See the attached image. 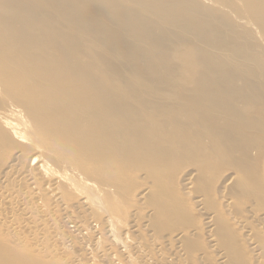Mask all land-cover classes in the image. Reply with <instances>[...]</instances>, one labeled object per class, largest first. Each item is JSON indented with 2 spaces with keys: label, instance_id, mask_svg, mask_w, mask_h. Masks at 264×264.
Listing matches in <instances>:
<instances>
[{
  "label": "bare ground",
  "instance_id": "1",
  "mask_svg": "<svg viewBox=\"0 0 264 264\" xmlns=\"http://www.w3.org/2000/svg\"><path fill=\"white\" fill-rule=\"evenodd\" d=\"M250 23L259 31L258 34L253 32L258 37L257 42L252 38L253 29H247ZM263 47L264 0H0V97L1 100H9L8 103L0 104V140L3 141L0 146L4 142L11 145L12 148H7L4 144L2 149H5V153L6 149H11L14 155V163L7 166L6 171L2 168L4 173L1 175L3 183L7 185L3 187L0 184V232L9 238L8 241L3 240V244L0 242V264H83V259L81 262L73 260L67 253L70 243L65 242L66 234H61L64 230L60 232L55 224L56 215H69L70 205L73 208L77 204L79 208V203H82L85 210L87 207L90 215L92 213L95 223L102 227L105 223L107 230L104 227V231L110 235L115 234L117 197L119 199L121 186H127L124 183L126 180L122 184L123 171L133 172L140 167L149 171L156 167L163 169L170 158H178L184 153L188 158L190 151L192 155V151L196 153L204 149L208 154L210 148H219L217 151L221 155L223 151L225 156V149L230 154V150L234 151L239 141L244 140L247 158L243 155L251 166L246 168L250 172L247 180L248 194L251 196L249 200L253 197L254 201V196L260 197L258 186L262 185L259 181L262 178L258 176L257 179L255 167L260 157L264 160V148H256L258 143H264ZM10 119L16 121L12 122ZM220 148L225 149L220 151ZM240 149L243 151V148H237ZM204 151L201 157H204ZM242 151L240 150L241 155ZM5 153L4 158L8 154ZM237 154L240 155L232 152L231 156ZM23 159L26 166L20 167ZM239 159L237 158L238 162L243 160ZM209 160L211 162L212 158L207 156L208 164ZM200 165L201 163L199 167ZM107 174L113 177L109 182L103 180ZM147 174L148 172L145 175ZM151 174L149 175L153 176ZM154 180L151 183L147 181V185L163 187L161 180L158 182L157 179L156 183ZM145 191L142 195L148 196L150 200L147 203L151 205L145 206L154 209L158 219L167 220L178 212L161 192H154L151 196L152 191L151 195ZM203 193L204 191L201 192ZM77 194L81 202H75V206L72 205L73 202L69 205L65 201L74 200ZM143 198L141 199L144 200ZM186 198L185 203L188 202ZM45 199L51 205L50 208L45 205ZM179 199L178 202L182 203L181 198ZM230 201L233 202L231 199ZM205 205L204 203V207ZM254 205L257 206L256 203ZM54 208L60 210L55 211ZM205 209L210 211L208 206ZM257 211L261 214L264 212L263 209H257L253 213L257 215ZM77 213L79 214L78 211ZM120 214L122 215V210ZM83 215L86 216V213ZM90 215L87 213V216ZM72 217L75 219V216ZM78 217L77 220L84 221V216L83 219ZM62 218L61 222L64 220ZM87 221L88 219L86 224ZM91 223L87 224L88 227H83V222L80 223L81 226L75 225L78 229L75 236H83L89 230L96 234L98 226L95 224L90 229ZM176 223L174 222V230L171 225V232L175 231V225L176 231L179 228ZM134 224L137 225L136 222ZM185 228L180 227L182 232ZM122 230L123 227L121 232ZM201 230H198L200 234ZM104 231L101 230V233L104 234ZM137 232L140 234L141 231ZM117 233L116 236L120 234ZM130 234L132 235V230ZM103 236L100 234V237ZM215 236L212 237L213 241ZM258 236L260 237L259 234ZM181 238L180 236L179 239ZM99 241L102 244L107 240ZM109 241L105 242V246H109ZM9 242L15 247L23 245L25 248L12 249ZM155 242L153 249L157 250L154 246L159 243ZM136 246L139 248L133 247L134 253L142 248L138 244ZM77 247L82 251L83 244L76 245L73 249L76 250ZM97 247L95 250L98 253ZM115 247L117 248L116 245ZM256 247L259 248L254 244L253 248ZM86 248L84 247V251ZM223 248L226 251V247ZM106 249L108 250L104 254L110 248ZM126 249L128 248H125L120 257L129 255ZM178 249H182V246ZM92 250L91 248V253ZM193 250L196 251L194 248ZM77 251L75 255L79 259L81 256ZM96 251L93 252L97 254ZM145 253L143 256L146 255V258ZM190 253L192 254V249ZM233 254L235 256L238 253ZM261 254L264 255V251ZM83 255L86 256L84 253ZM101 255L103 254H97L98 259ZM204 255L206 258L205 253ZM134 256L135 261L140 257L139 254L138 257ZM151 256L153 258V254ZM114 257L116 259L117 256L114 255L113 259ZM128 259L130 260L129 256ZM139 259L141 257L138 262ZM149 259L151 258H146L143 264H150ZM171 259L173 258L170 257ZM213 259L215 258L209 260ZM236 259L239 263L241 257ZM103 260L105 261V257ZM226 261L221 260V263L225 264ZM92 262L95 264V259ZM169 262L176 263L168 260L167 263ZM153 264H156V260Z\"/></svg>",
  "mask_w": 264,
  "mask_h": 264
},
{
  "label": "rangeland",
  "instance_id": "2",
  "mask_svg": "<svg viewBox=\"0 0 264 264\" xmlns=\"http://www.w3.org/2000/svg\"><path fill=\"white\" fill-rule=\"evenodd\" d=\"M235 19L233 18V21H234ZM251 24V23H250ZM240 29H241V27H239ZM245 28V27H244ZM250 28L251 29H253V30H251V33L253 34V40H255V42H257V39H258V37H255V34L253 33V32H257L256 34H258V30L255 28V26H254V28H253V26H252V24L250 25V27L248 28L247 27V29L248 30H250ZM247 29H243V30H247ZM255 29H256V31H255ZM259 41V40H258ZM259 44V43H258ZM263 44V43H262ZM261 46V45H260ZM262 48V47H261ZM264 48V47H263ZM260 51V50H259ZM262 60H263V58H262ZM264 61V60H263ZM178 82H180V80L178 81ZM0 100H1V97H0ZM1 101H3V103H1ZM0 101V104H4V102L5 103H8L9 102V100L7 99V98H5V101H4V98H2V100ZM8 101V102H7ZM10 121H12V122H15L16 120L15 119H10ZM1 141L2 140H0V144H1ZM3 142V141H2ZM3 144V143H2ZM5 144V145H4ZM4 147H7L8 148V146L9 145H7V143H5L4 142ZM262 144V145H261ZM3 145L2 146H0L1 148H0V153L2 152H4L5 153V149H2V148H4L3 147ZM247 145H248V143H247ZM9 147H11V145L9 146ZM264 148V143L262 142V143H258V145H257V147L256 148ZM12 148V147H11ZM237 148H243V151H242V149H240L241 151H242V155L240 154V150H237ZM244 148H246V143H245V141L244 140H242V141H239V143H238V145H237V147H236V149L233 151V149L232 150H230V154H229V152L227 151V149H225V148H223L222 150H224V152L226 151V153H225V156H224V154H223V151L221 150V148H220V151H222L221 153H222V155L220 154V152L219 151H217V149H219V148H208L209 150H208V154H207V152H205L204 151V149L202 150V152L204 151L205 152V155L207 154V156H209V158H212V161L210 162V160H209V162H210V164H208V161H207V156H205V155H203L204 157H201V155H202V152H197L196 151V153H195V151H194V153H193V151H192V155H191V151L190 152H188L190 155H188L187 153V155H188V158H186V156H185V153L184 154H182V155H179V157L177 158V156H176V161H175V159L172 157V159L170 158V161L167 163V165L162 169V167H156V168H154V169H152V170H144V168H137V170H134L133 172L132 171H129V172H125V171H123V173H122V184H123V180H126L127 182H125L124 181V183H125V185H126V183H127V186H126V188H128V191H127V189L125 188V186L124 185H122L121 186V190H120V196H119V199H118V197H117V200L119 201V200H121L120 202H118L117 201V207H116V209H117V212H118V216H120V217H122L123 219L121 220V218L119 217L118 218V216H116L117 218H115V219H117V222H116V220H115V224H114V227H116L114 230L115 231H113V232H115V234L114 233H112L111 235L108 233V232H106V231H104V227H105V230H107V226H105V223H103L104 224V226L102 227L100 224L98 225L97 224V222L95 223V221H94V219H93V217H92V213H91V215H90V212H88V210H87V207H86V210H85V206L81 203H79V208H77L78 207V205L76 204V207H71V205H70V203L72 204V202H73V204L72 205H74L75 206V202L76 203H78V202H81V201H79L80 200V196H78V194L77 195H75V197L76 198H73L74 200H69V199H65V201L66 202H68V204L70 205V211H69V215L67 214V215H63V214H58V215H56V217H57V222L59 221V223L57 224V222L55 223L56 225H58V227H59V229H58V227H57V229L61 232L62 230H64V231H62L61 232V234H62V236H65V234H66V238H65V242L67 243V242H69L70 244H68V247H69V249H68V252L67 253H69L70 254V256L73 258V260H78V261H80L81 262V260H82V262H83V264H84V262H86L87 260L89 261L90 259V263L88 262H86V264H93V262H92V260H94L95 259V264H104V262H106V263H108V264H110L109 262H114V264H132V262H133V264H143L145 261H146V258L148 259V258H151V259H149V262H150V264L152 263L153 264V262H155V260H156V264H170V262L169 263H167V261L169 260V261H171V262H174L175 263V261H176V263L175 264H179V262H180V260H176V259H181V260H183V261H181V262H183L182 264H219V262H220V264H222L221 263V260L222 261H224V259L225 260H227L226 261V263L225 264H264V263H262L263 261H264V259H263V257H264V255H262L261 253L264 251V238H263V233H264V212H262V214H261V212H258L257 211V215L255 214V213H253V212H256V210L257 209H259L260 211H262V209L264 210V196H263V194H264V183H262V181L264 182V174H262V173H264V167H263V165H264V160H263V158L262 157H260L259 158V161L258 162H261V163H258L257 162V164H256V167H257V165L258 164H260V165H262V166H258L257 168L255 167V169H256V172H257V179H259V177L260 178H262V181H261V179H259V181H260V184H262V185H260V186H262V188L260 187V186H258L259 187V195H260V197H258L257 198V196L255 197L254 196V198L256 199V201H255V199H254V201H253V197H252V199H250L249 200V197L251 198V196H250V193L248 194V192H249V187H248V184H247V180H248V178H249V173L250 172H248L249 170H247L246 168H248V166H249V168H251V166L248 164V159L246 160L245 158H247V156H246V152H245V150L246 149H244ZM10 151V152H9ZM234 153V155H235V153H239L240 155H238L237 154V156H231L232 155V152ZM209 152H211L210 154H211V156L212 157H210V155H209ZM0 154V184H3L2 186L3 187H5V185H7L6 183H3V181H2V179L3 178H1L3 175H2V172H3V169L2 168H4V170L6 171V168H7V166H9V165H11V164H13L14 162V155H13V152H12V150L11 149H6V153H8L7 155H6V158L8 157V159H9V161L10 162H8V159H6V158H4V153L3 154ZM5 153V154H6ZM199 153V154H198ZM218 153H219V155H218ZM214 154H215V156H214ZM245 155V158H244V155ZM230 158L231 159V161H229L228 160V158ZM190 157L192 158V159H190ZM218 157V158H217ZM232 157V158H231ZM239 159L240 157H242L241 159H239V160H242V161H239L238 162V160H237V158ZM198 158H199V160H200V162H199V160H198ZM262 158V159H261ZM7 160V161H5V160ZM185 159H186V161H185ZM189 159V160H188ZM220 159V160H219ZM180 160H182V161H180ZM262 160V161H261ZM180 161V162H179ZM196 161V162H195ZM202 161V162H201ZM204 161H205V163H206V166H205V163H204ZM214 161H215V163H214ZM182 162H184L183 164H182ZM199 162V163H198ZM181 163V164H180ZM201 163V165H200V167H199V164ZM22 164V165H21ZM21 166L20 167H25L26 166V162H25V160L23 159L22 160V162H21ZM240 164H241V166H240ZM208 165V166H207ZM214 165V166H213ZM220 165V166H219ZM145 166V165H144ZM170 167V168H169ZM202 167H204L203 169H202ZM213 167V168H212ZM243 167V168H242ZM262 167V168H261ZM184 168V169H183ZM201 168V169H200ZM206 168L208 169V170H206ZM232 168V169H231ZM178 169H179V171H178ZM183 169V170H182ZM240 169V170H239ZM163 170V171H162ZM204 170H206V172H203L202 173V171H204ZM238 170H239V172H238ZM259 172H258V171ZM161 171H162V173H161ZM184 171V172H183ZM235 171H237L238 172V174H237V172L235 173ZM260 171H262V173L260 172ZM148 172V174L147 175H145L146 173ZM196 172V173H195ZM199 172H201V173H199ZM4 173V172H3ZM130 173V174H129ZM133 173V174H132ZM141 173V174H140ZM150 173H152L151 175H153V176H150L149 174ZM169 173H170V176H169ZM243 173H247L246 174V177H245V174L243 175ZM184 174V175H183ZM231 174V175H230ZM235 174V175H234ZM236 174H237V177H238V180H236L235 181V178H237L236 177ZM240 174H242V175H240ZM2 175V176H1ZM106 175V174H105ZM248 175V176H247ZM262 175H263V177H262ZM99 176V175H98ZM184 176V177H183ZM192 176H193V178H192ZM234 176V177H233ZM259 176V177H258ZM144 177V178H143ZM153 177V178H152ZM232 177V178H231ZM104 179V181H105V179L108 181H110V179H113V177L111 176V175H108L107 174V176H104L103 177ZM124 178V179H123ZM154 178H155V180H154ZM171 178V179H170ZM206 178V179H205ZM239 178H242V179H245V180H240ZM147 179V180H146ZM157 179H158V182H159V180H161V185H163V187L162 186H159V188H161V189H159L157 186L158 185H156L155 187H152V186H154V185H152V184H149V186L147 185L148 183H147V181L149 182V183H151L150 181L152 180H154L155 181V183L157 182ZM191 179V180H190ZM202 179V180H201ZM233 179H234V181H233ZM206 181V183H204V181ZM108 181V182H109ZM163 181V182H162ZM175 181V182H174ZM198 181V182H197ZM201 181V182H200ZM216 181H217V183H216ZM230 181V182H229ZM169 182V183H168ZM174 182V183H173ZM178 182V183H177ZM203 182V183H202ZM227 182H229V183H227ZM239 182V183H238ZM198 183V184H197ZM200 183V184H199ZM202 183V184H201ZM147 186H146V185ZM188 184V185H187ZM190 184V185H189ZM205 184V185H204ZM213 184V185H212ZM259 184V183H258ZM203 185V186H202ZM212 185V186H211ZM226 185V186H225ZM247 185V186H246ZM1 186V185H0ZM1 186V187H2ZM129 186V187H128ZM146 186V187H145ZM176 186V187H175ZM185 186V187H184ZM220 186V187H219ZM244 186V187H243ZM123 187V188H122ZM134 187V188H133ZM143 187V188H142ZM188 187V188H187ZM206 187H207V189H206ZM214 187V188H213ZM247 187V188H246ZM175 188V189H174ZM177 188V189H176ZM158 189V190H157ZM188 189V190H187ZM246 189L248 190V191H246ZM263 189V190H262ZM145 190H147L149 193V195H151V191L153 192L152 193V195L151 196H153L154 195V192H161L162 194H164L166 197H167V201L171 204V206L173 207V208H175V209H177V211L178 212H175L176 214H174L172 217H168L167 218V220H166V218L163 220V219H158L157 218V215H155V210L153 209L152 210V208H148V207H150L151 205H150V203H147V202H149L148 201V196L147 197H144L142 194H143V192H146ZM205 190H206V192H205ZM107 191V190H106ZM204 191V193L203 194H201V192H203ZM220 191V192H219ZM233 191H235V193L233 192ZM245 191V192H244ZM112 192V191H111ZM128 192V193H127ZM131 192V193H130ZM229 192H231V195H230V193ZM244 193V194H240L239 195V193ZM123 193H125V195L123 194ZM127 193V194H126ZM140 193V194H139ZM206 193V194H205ZM246 193V194H245ZM123 194V195H122ZM131 194V195H130ZM205 194V195H204ZM234 194H235V198H234ZM133 195V196H132ZM142 195V196H141ZM246 195V196H245ZM258 195V196H259ZM78 196V197H77ZM127 196V197H126ZM130 196V197H129ZM141 196V197H140ZM172 196V197H171ZM179 196V197H178ZM187 198H186V197ZM205 196H207V198H208V200H207V198L205 199ZM225 196H226V198H225ZM239 196V197H238ZM144 197V198H143ZM176 197H178L177 199H176ZM228 197V198H227ZM141 198H143L144 200H142ZM179 198H181V200H182V203H179L178 201L180 200ZM184 198V199H183ZM185 198H186V200H188V202L187 203H185ZM189 198V199H188ZM191 198V199H190ZM201 199V200H198V199ZM247 198V199H246ZM139 199H141L140 201H139ZM145 199H147L146 200V202H145ZM216 199V200H215ZM230 199L233 201V202H231L230 201ZM259 200V202H262V203H259L258 202V200ZM150 200V199H149ZM228 200V201H227ZM252 200V201H251ZM207 203H206V202ZM146 204H145V203ZM193 202V203H192ZM214 202H216V203H214ZM45 205L48 207V208H50L51 207V205L48 203V201L45 199ZM130 203V204H129ZM185 203V204H184ZM204 203L206 204L205 205V207H204ZM232 203V204H231ZM257 204V206H259V207H257L256 205H254V204ZM49 204V205H48ZM109 204H112V203H110L109 202ZM81 205H83L82 207H84V208H82L81 207ZM148 205V207L146 208V206ZM150 205V206H149ZM183 205H186V206H184L183 207ZM194 205V206H193ZM263 206V207H261V206ZM135 206V207H134ZM145 206V207H144ZM182 206V207H181ZM207 206H208V208H209V210L210 211H208V210H204V208H207ZM213 206V207H212ZM216 206H217V209H216ZM251 206V207H250ZM143 207H144V209H143ZM190 207H191V209H190ZM204 207V208H203ZM225 207H227V208H225ZM71 208H72V210H71ZM75 208H77V210L75 209ZM189 208V209H188ZM262 208V209H261ZM76 210V213H75V210ZM80 209V210H79ZM138 209V210H137ZM146 209H147V212H146ZM149 209V210H148ZM236 209H237V211H236ZM248 209V210H247ZM255 209V210H254ZM54 210L55 211H59L60 209L59 208H54ZM121 210H122V215L120 214V212H121ZM151 210L153 211V213H151ZM189 210V211H188ZM191 210V211H190ZM239 210V211H238ZM77 211L79 212V214L77 213ZM195 211V212H194ZM217 211V212H216ZM72 212V213H71ZM81 212L83 213V214H85L86 213V216L85 215H83V214H81ZM187 212V213H186ZM216 212V213H215ZM87 213L90 215V216H87ZM194 213H195V215H194ZM234 213V214H233ZM73 214V215H72ZM78 214V215H77ZM144 214V215H143ZM189 214L191 215V217H189ZM221 215V217H220V215ZM236 214V215H235ZM253 214H255V215H253ZM62 215V216H61ZM71 215V216H70ZM81 215H82V217H81ZM215 215H217V217H219V218H217ZM222 215H223V218H222ZM229 215V216H228ZM59 216H60V218H59ZM72 216H75V219H73L74 217H72ZM79 216V217H78ZM83 216H84V221L83 220H80L79 218H81V219H83ZM134 216H136V217H134ZM144 216H146L145 218H144ZM152 216H154L155 218H156V220H154L155 218L153 217L152 218ZM178 216V217H177ZM196 216V217H195ZM200 216V217H199ZM210 216H214V218H212V217H210ZM245 216V217H244ZM63 217V218H62ZM77 217H78V219L79 220H77ZM86 217V218H85ZM129 217H130V219H129ZM175 217H177V218H175ZM186 217V219L184 220V218ZM210 217V218H209ZM238 217V218H237ZM61 218H62V222H61ZM72 218V219H71ZM128 218V219H127ZM135 218H136V220H135ZM146 218H149V219H151V220H149V219H146ZM198 218V219H197ZM236 218V219H235ZM242 218V219H241ZM255 218V219H254ZM261 218V219H260ZM88 219V221H87V224L90 222L91 223V221H92V223L90 224V225H92V226H90V229H92L94 226H95V224H96V227H97V230H98V232H99V236H98V232H96V234H94V232H89L88 231V233H90V235L85 231V233H84V235L83 236H85V237H83V236H77V238H76V236H75V233H76V229H77V226L79 225V226H81V224H82V222H83V227H84V225L85 226H89V225H87L86 224V220ZM90 219H91V221H90ZM146 219V220H145ZM153 219V220H152ZM201 219V220H200ZM212 219V220H211ZM241 219V220H240ZM245 221H244V220ZM67 220V221H66ZM71 220H73V223H72V221ZM131 220V221H130ZM139 220V221H138ZM144 220V221H143ZM178 220H180V223L178 222ZM193 220H195V221H193ZM198 220H200V221H202V222H200V221H198ZM217 220V221H216ZM68 221H69V223H68ZM78 221H79V223H78ZM94 221V222H93ZM123 221V222H122ZM137 223V225L136 224H134L135 222ZM147 221H150V223H147ZM214 221V222H216L215 224H213L212 222ZM233 221V222H232ZM64 222H65V224H64ZM67 222V223H66ZM77 222V223H76ZM132 222H134V223H132ZM141 222H142V226H140L141 225ZM154 223V225H153V223ZM156 222V223H155ZM174 222L177 224V227H179V228H177V231H176V225H175V231H172L171 232V230H169V229H172L173 228V226H174ZM197 222H198V224H197ZM199 222H200V224H199ZM247 224H246V223ZM250 224H249V223ZM81 223V224H80ZM99 223V222H98ZM148 224L149 226H151L152 227V229H151V227H150V229H149V226L148 225H146V224ZM184 223V224H183ZM189 223H190V226L194 229V230H192V228H187V226L188 227H190L189 226ZM208 223V224H207ZM232 223V224H231ZM234 223V224H233ZM251 223H253V224H251ZM66 224H67V227H66ZM69 224H70V226H69ZM73 224V225H72ZM143 224L145 225V226H143ZM180 224V225H179ZM183 224V225H182ZM186 224V225H185ZM209 224H210V226H209ZM75 225H77V226H75ZM119 225V226H118ZM135 225H136V228H135ZM154 226V230H153V226ZM171 225H172V228H171ZM212 225H213V227H212ZM245 225V226H244ZM251 225H253V226H251ZM63 226H65V227H63ZM76 228H75V227ZM99 226H100V229L101 230H103L104 232V234H102L101 233V230L100 229H98L99 228ZM118 226V227H117ZM146 226H147V228H146ZM183 226V227H182ZM200 226V227H199ZM216 227V229H215V227ZM242 226V227H241ZM244 226V227H243ZM255 226V227H254ZM56 227V226H55ZM61 227H63V229H61ZM71 228V229H69V228ZM86 227V228H87ZM92 227V228H91ZM103 229H102V228ZM121 227H123V230H122V232H121ZM180 227H181V229H184L185 227V230H183V232H182V230L180 229ZM222 229H221V228ZM251 227V228H250ZM64 228H67V229H64ZM73 228H74V230H73ZM133 228L134 229H138L137 231H141L140 232V234H138V232L136 231V230H133ZM145 228V229H144ZM258 228V229H257ZM260 228H261V230H260ZM84 229V228H83ZM117 229H118V233H120L119 235H117L116 236V233H117ZM125 229H127L126 231H125ZM132 230V235L130 234L131 233V230ZM149 230V231H146V230ZM168 229V230H167ZM179 229V230H178ZM200 229H202L201 230V232H202V234H200V231H198V230H200ZM218 229V231H216ZM232 229H234V230H232ZM238 229V230H237ZM245 229V230H244ZM78 230V229H77ZM173 230H174V228H173ZM181 230V231H180ZM204 230V231H203ZM211 230H213V231H215V232H213V231H211ZM232 230V231H231ZM243 230H244V232H243ZM253 232H252V231ZM66 231V232H65ZM74 231V232H73ZM83 231V230H82ZM180 232V233H177V232ZM185 231V232H184ZM211 231V232H210ZM240 231V232H239ZM69 232H72L73 234L71 235V233H69ZM123 232L125 233H127V235H126V233L125 234H123ZM189 232V233H188ZM213 232V233H212ZM242 232H243V234H242ZM94 235H93V234ZM105 233H106V235H105ZM109 234V236H108V234ZM117 233V234H118ZM123 234V236H122V234ZM133 233H135L134 235H133ZM143 233V234H142ZM169 233H170V236H168L169 235ZM182 233V234H181ZM198 233V234H197ZM212 233V234H211ZM227 233V234H226ZM4 235V233H1L0 232V242H2V244H3V240L4 241H8V238H7V236H3ZM87 236H86V235ZM100 234L101 235H104L103 237H104V240L106 239L107 241H109V237H111L110 238V241H109V246L108 245H106L105 246V242L107 243V241H104L103 240V237H100ZM113 234H114V236H113ZM183 234H184V237H183ZM192 234H193V236H192ZM224 234H225V236H224ZM230 234H231V237H230ZM237 234V235H236ZM258 234L260 235V237H261V239H260V237L258 236ZM262 234V235H261ZM67 235H68V237H67ZM70 235V236H69ZM124 235L125 236H127L126 238L124 237ZM129 235V236H128ZM144 237H143V236ZM159 235V236H158ZM202 235V236H201ZM215 235H217V237L220 239H217L216 238V236ZM252 235V236H251ZM73 236V237H72ZM90 236V237H89ZM95 236V237H94ZM135 236H136V238H135ZM157 236V237H156ZM169 237L168 238V240H167V237ZM180 236L184 239H179L180 238ZM185 236H187L186 238H185ZM215 236V238H214V240L215 241H213V239H212V237H214ZM230 238H228V237ZM251 236V237H250ZM78 237H80V238H78ZM81 237H83L84 239H81ZM87 237V238H86ZM97 237H100V239L99 238H97ZM116 238V240H117V242H116V240H115V238ZM129 237V238H128ZM162 239H161V238ZM166 237V240L164 239ZM179 237V238H178ZM196 237V238H195ZM206 237V238H205ZM68 238H69V240H68ZM77 240V242H76V240ZM90 238V239H89ZM91 238H93L92 240H91ZM121 239V241H120V239ZM123 238V239H122ZM125 238V239H124ZM134 238H135V240H134ZM152 238H153V241H152ZM171 238H172V240H171ZM190 238V239H189ZM203 238V239H202ZM252 238H253V241H252ZM87 239V240H86ZM88 239H89V241H88ZM96 239V240H95ZM101 241V242H103L102 244L101 243H98V241L99 240ZM103 241H102V240ZM133 239V241H131ZM138 239H143V242H141L140 240H139V242H137L138 241ZM154 239H155V241L157 240V243H159V244H157L155 241H154ZM163 239H164V241H163ZM175 239V240H174ZM199 239V240H198ZM228 239V241H226ZM263 239V240H262ZM68 240V241H67ZM93 240H94V242H93ZM125 240H127V243L125 242ZM195 240H197V241H195ZM202 240H204V243H203V241ZM210 240V241H209ZM217 240H218V242H217ZM223 240H224V244H222V242H223ZM235 240V241H234ZM87 241V242H86ZM97 241V242H96ZM99 241V242H100ZM112 241H114V242H116L115 244H114V242H112ZM119 241V242H118ZM136 241V242H135ZM172 242V246H170L171 245V242ZM175 241V242H174ZM176 241H177V244H176ZM226 241V242H225ZM233 241V242H232ZM255 241V242H254ZM258 241H260V242H258ZM129 242H130V244H129ZM134 242V243H133ZM154 242L157 244V245H155L154 247L155 248H157V250L156 249H153V244H154ZM174 242V243H173ZM180 242V244L178 245V243ZM213 242H214V244H213ZM252 242V243H251ZM6 243V242H5ZM10 243V242H9ZM72 243H74L75 244V247H76V245L78 246H82V244H83V247H82V251H84V247H87L85 250L86 251H84V252H82V251H80V247H77L76 248V250H78L77 251V254L79 255V256H81V257H79V259L76 257V250L75 249H73V248H75L74 247V244H73V246H71L72 245ZM82 243V244H81ZM88 243V244H87ZM92 243H93V245H92ZM121 243V244H120ZM138 244V246H142V248H140V250L141 251H139V249H138V251L137 252H135L134 253V249H133V247L134 248H139V247H137L136 245ZM149 243V244H148ZM163 243V244H162ZM170 243V244H169ZM201 243V244H200ZM228 243V244H227ZM230 243V244H229ZM86 244V245H85ZM100 245V246H98V245ZM112 244H114V245H112ZM119 244H120V247H119ZM133 244V245H132ZM178 245V246H176V245ZM188 244V245H187ZM227 244V245H226ZM254 244H256V245H258V247L259 248H253V246H254ZM88 245V246H87ZM98 247H97V246ZM104 245V246H103ZM112 245V246H111ZM115 245L117 246V248L115 247ZM143 245H145V247L146 248H144V246ZM232 245H233V247H232ZM239 245V246H238ZM244 245V246H243ZM11 246V248L12 249H23V248H25V246L23 247V245L22 246H14V245H12L11 243L9 244V247ZM46 246H48V243H46ZM92 246V247H91ZM114 246V247H113ZM122 246H124V249L122 248ZM130 246V247H129ZM136 246V247H135ZM161 246V247H160ZM179 246H182V249H178L179 248ZM218 246V247H217ZM262 246V247H261ZM23 247V248H22ZM88 247H90V250H91V248L93 249L92 250V253H91V251L89 250V248ZM94 247V248H93ZM95 247H97V248H99V251H98V253H97V251L95 250L96 248ZM105 247V249H103ZM106 247L108 248H110L109 249V252L108 253H105L104 254V252H105V250H106V252H107V250L108 249H106ZM112 247V248H111ZM148 247V248H147ZM184 247V248H183ZM223 247H226V251L225 250H223L224 248ZM229 247H230V249H229ZM239 247H240V249H239ZM252 247V248H251ZM28 248V247H27ZM72 248V249H71ZM78 248H80V249H78ZM116 248V249H115ZM121 248V249H120ZM125 248H128V249H126V252H127V250H128V256H129V258H130V260L128 259V256H126V255H124V258H123V255L120 257V255L121 254H124L123 253V251L125 250ZM129 248H131V251H133V252H131L130 250H129ZM149 248H151V250L149 249ZM158 248H160V250H161V252L159 251V249ZM181 248V247H180ZM193 248L196 250V251H194L193 250ZM198 248V249H197ZM227 248H228V250H227ZM234 248H235V251H234ZM262 248H263V250H262ZM155 250L156 251V253H155V251H153V250ZM188 249H190L189 250V252H188ZM191 249H192V254L190 253L191 252ZM206 249V251L204 252V250ZM255 249H257V250H255ZM101 250H103V252H100ZM110 250H111V252H110ZM119 252H118V251ZM120 250H121V252H120ZM146 252V251H148V252H150V253H145L144 251ZM180 250H181V252H180ZM244 251V254H243V251ZM79 251H80V254H79ZM90 251V252H89ZM93 251H96V253L98 254V255H100L101 253L103 254V255H101V261H99L100 259H98V257L99 256H97V254H95ZM136 251V250H135ZM175 251H176V254H175ZM182 251H183V253H182ZM185 251V252H184ZM203 251V252H202ZM234 251V252H233ZM86 252H87V254H86ZM125 252V251H124ZM130 252H131V254L132 253H134L137 257H138V254H139V256H140V254H142L140 257H141V259H139V262H138V258H140V257H138L137 258V261H135L134 260V254H132V256H133V259H132V257H131V254H130ZM177 252H178V254H177ZM180 252V253H179ZM202 252V253H201ZM209 252H211L210 254H209ZM226 252H228V253H226ZM235 253V254H237V255H235L234 256V254L233 253ZM257 252V253H256ZM260 252V253H259ZM83 253L86 255V256H84L83 255ZM120 253V254H119ZM138 253V254H137ZM147 254V257L145 258V256L146 255H144L143 256V254ZM153 254V258H152V254ZM156 255H155V254ZM157 253L159 254L158 256H157ZM184 255H182V254ZM186 253V254H185ZM204 253L206 254V258H204L205 257V255H204ZM223 254V256H222V254ZM246 253V254H245ZM260 255H259V254ZM90 254H91V256H90ZM111 254H112V258H111ZM116 255L117 257H116V259L117 258H119V259H117V262L118 263H116V259H115V257H114V259H113V256L114 255ZM149 254V255H148ZM163 254V255H162ZM174 254V255H173ZM221 254V255H220ZM231 254H232V256H231ZM251 254V255H250ZM176 255V256H175ZM194 255V256H193ZM201 255H202V257H201ZM210 255H212L211 257H210ZM219 255L221 256V258L219 257ZM83 256H84V258H85V260H84V258H83ZM90 257V259H89V257ZM127 258H126V257ZM150 256V257H149ZM157 256V257H156ZM164 256H166V257H164ZM226 256V257H225ZM104 257H105V261L103 260L104 259ZM162 257V258H161ZM170 257H172L173 259H171L170 260ZM175 257H176V259H175ZM215 258V259H213V260H209V259H211V258ZM219 257V258H218ZM228 257V258H227ZM234 257V259H232V258ZM239 257H241V259L239 260V263H238V260L236 259V258H238L239 259ZM249 257V258H248ZM71 258V259H72ZM88 258V259H87ZM93 258V259H92ZM103 258V259H102ZM108 258H110L111 259V261H110V259H108ZM125 258L127 259L126 260V262L129 260V262L128 263H126L125 262ZM145 258V259H144ZM157 258H160V259H158L157 260ZM169 258V259H168ZM197 258V259H196ZM54 259V258H53ZM107 259V260H106ZM123 259V260H122ZM135 259H136V257H135ZM145 261H144V260ZM162 259V260H161ZM166 259V260H165ZM175 259V260H174ZM228 259H229V261H228ZM244 259V261L242 262V260ZM250 259V260H249ZM57 260V259H56ZM97 260V261H96ZM134 260V261H133ZM140 260H141V263H140ZM152 260H153V262H152ZM159 260H161V261H159ZM174 260V261H173ZM208 260V261H207ZM214 260H215V262H214ZM220 260V261H219ZM44 261V260H43ZM58 261V260H57ZM109 261V262H108ZM178 261V262H177ZM195 261V262H194ZM212 262V263H210V262ZM45 262H47V261H45ZM60 262V261H59ZM123 262V263H122ZM138 262V263H137ZM181 262H180V264H181ZM187 262V263H186ZM209 262V263H208ZM75 263H76V261H75ZM105 263V264H106ZM111 264H113V263H111ZM171 264H173V263H171Z\"/></svg>",
  "mask_w": 264,
  "mask_h": 264
}]
</instances>
